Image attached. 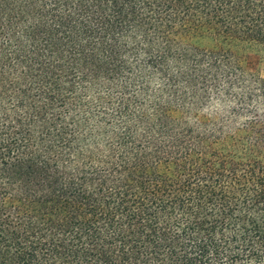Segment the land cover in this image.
Returning a JSON list of instances; mask_svg holds the SVG:
<instances>
[{
  "label": "trees",
  "instance_id": "trees-1",
  "mask_svg": "<svg viewBox=\"0 0 264 264\" xmlns=\"http://www.w3.org/2000/svg\"><path fill=\"white\" fill-rule=\"evenodd\" d=\"M264 0H0V264H264Z\"/></svg>",
  "mask_w": 264,
  "mask_h": 264
},
{
  "label": "rangeland",
  "instance_id": "rangeland-1",
  "mask_svg": "<svg viewBox=\"0 0 264 264\" xmlns=\"http://www.w3.org/2000/svg\"><path fill=\"white\" fill-rule=\"evenodd\" d=\"M256 71L259 77L264 79V62H261L260 64H258Z\"/></svg>",
  "mask_w": 264,
  "mask_h": 264
}]
</instances>
